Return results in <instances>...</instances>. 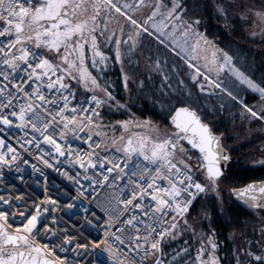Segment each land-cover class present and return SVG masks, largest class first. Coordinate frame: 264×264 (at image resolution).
<instances>
[{
    "label": "snow or ice",
    "instance_id": "obj_1",
    "mask_svg": "<svg viewBox=\"0 0 264 264\" xmlns=\"http://www.w3.org/2000/svg\"><path fill=\"white\" fill-rule=\"evenodd\" d=\"M239 6L246 8L243 4ZM145 7H148L146 0H131L119 6L113 0H0V167L11 166L20 158L17 149L9 142L10 135L16 138V143L26 153L30 148L40 151L38 159L48 167H53L49 159L63 157L68 165L83 169L82 177L67 169L62 173L77 186L75 201H81L84 196L82 179L93 190L103 186L113 189L108 203L114 201L119 210L115 219L109 217L105 221L104 240L97 243L89 242L84 236L91 229L99 230V224L93 223L98 218L95 212L83 206L82 201L79 207L82 208L83 223L77 221L73 224L75 234H70L53 217L52 209L59 205L51 196L44 199L29 196L27 200L22 195L0 196V264H70L67 255L61 258L56 252L71 250L75 256H80L81 250L87 253L89 248L96 250L102 245L103 251L113 259V264H180V261L183 264H222L218 255L221 244L213 224L214 217L229 227L232 224L229 219L231 209L219 196L222 191L219 182L228 178L230 156L222 147L220 138L202 122L196 111L188 107L176 110L172 123L177 131L164 139L139 135L125 138L123 134L117 137V128L127 132L133 123L136 127L144 125L131 120L117 121L114 125L104 122L102 114L106 107L111 109L115 105L116 109H128L126 104L116 100L110 90L115 88V84L104 79L111 58L100 51L98 37L106 44L115 45L114 59L120 66L125 90L130 77L124 72V61L127 58L129 63L132 62L131 57L143 34L153 36L165 47L171 45V51L182 56L187 68L194 73L190 75V80L200 92L205 91V83L200 82L202 77L207 85L237 100L231 91L222 87L219 79H211L207 73L214 70L217 75L225 71L231 74L239 85L262 102L256 108L243 100L238 101L244 112L255 121H264V77L257 82L236 67L227 52L215 48L199 32H194L192 25H198V20L181 32L183 43L177 40L175 24L171 32L167 31L168 21L181 19L177 14L181 5L176 0H172L171 8L163 0H157L151 5L150 14L138 21L134 18L135 13ZM228 7H237V4L233 0ZM102 9H107L109 13L114 10L125 17L134 31L124 33L120 28L118 36L115 29L109 32L107 21L102 27L98 25L97 21L103 19ZM217 11L225 17L228 15L223 5L218 6ZM247 11L259 21L262 26L260 34L264 35V10ZM158 17L161 18L159 21ZM240 18H245L243 13ZM190 33L198 38L191 45L188 44ZM201 41L206 46L203 49ZM122 44L126 46L124 53L121 51ZM208 47L213 49L211 59L204 56L207 65L202 71L196 63L197 54L198 51L206 52ZM152 68L162 71L161 61L154 60ZM172 70L176 71L175 68ZM169 79L166 74L162 76V88L171 87L166 83ZM139 86L144 87L143 80ZM77 90H80V95ZM105 129H111L112 136L109 137ZM75 141L85 145L87 151L81 147L74 148ZM181 141H187L191 149L199 151L198 165L188 162L191 157L176 161L178 153L186 157L190 151L183 147ZM45 145L49 146L47 152L43 151ZM110 148L123 153L126 159L118 162L115 155L109 156ZM99 150L106 154L102 157ZM134 155L142 156L155 167L134 166L125 171ZM56 162L62 163L59 160ZM256 164L264 167V159L256 161ZM209 190L216 192V204L212 209L213 215L205 209L199 213L207 223L205 231L195 218L193 224H189L188 216L200 194ZM232 193L256 214L264 212V181L233 188ZM65 194L70 196V193ZM64 207L75 209L78 205L73 202ZM124 213L131 214L121 219ZM10 220L12 224L19 221V226L13 228ZM261 223L264 224V221ZM114 226L116 232L108 230ZM185 233L196 238L195 243L199 247L195 249V254L192 255L189 247H183L170 259L167 258L164 250L167 242L175 241ZM259 236V240H246L243 248L234 249V264H264V227L259 229ZM36 237L49 243H40ZM115 242L126 251L114 247ZM96 257L99 264H108L100 259V252H96ZM71 264L82 262L74 257ZM88 264L92 262L88 261Z\"/></svg>",
    "mask_w": 264,
    "mask_h": 264
},
{
    "label": "trees",
    "instance_id": "obj_2",
    "mask_svg": "<svg viewBox=\"0 0 264 264\" xmlns=\"http://www.w3.org/2000/svg\"><path fill=\"white\" fill-rule=\"evenodd\" d=\"M151 7L157 0H146ZM181 5L177 12L183 9V0H176ZM201 0L188 1L187 9H197L201 7ZM264 2V0H263ZM163 3L171 8L172 0H163ZM249 3L260 8L264 7L259 0H249ZM152 10V8H150ZM150 12V11H149ZM103 19L98 20L97 24L101 27L107 21L109 32L113 29L117 31L123 27L124 33H129L133 28L127 23H121L119 17L121 15L114 10L111 13L107 9L101 10ZM161 18L158 17L157 20ZM170 22V21H169ZM237 24L241 25V21L237 20ZM250 24V23H249ZM238 25V26H239ZM244 30V29H243ZM245 31V30H244ZM243 34L241 40L246 41L248 46H238L228 40H222V50L227 52L233 58V63L250 75L253 79L260 82L264 77V41L248 38L246 33ZM240 32V31H239ZM126 39V35L124 37ZM100 51L111 59L109 67L105 70L104 79L115 84L113 95L121 104L127 105V111L124 109H116L115 105L111 109L105 108L103 115L106 124H115L117 121L131 120L140 123L141 121L151 122L159 127V135L163 137L172 133L169 125V117L173 110L180 105H191L205 115L206 103L209 98L199 91V88L190 80V71L186 66L182 57H178L172 51H169L164 45L153 37L143 34L140 37L139 48L131 57V63L125 58L124 72L130 77L128 89L125 90L122 84L120 66L114 59V44H106L103 39L99 38ZM122 53L126 52V46L121 45ZM88 50L86 49V53ZM159 59L161 61L162 71L157 72L152 68L153 61ZM167 61V63H165ZM175 68L176 71L172 69ZM91 71V65L89 64ZM170 77L167 84L171 87L162 88V76ZM93 75H96L93 72ZM150 77V79H149ZM144 81V87L139 86L140 81ZM180 81H183L181 84ZM187 85L188 90H186ZM242 88V87H241ZM80 95V90H77ZM190 93V94H189ZM249 98V97H248ZM231 107L228 112L235 110ZM207 120L213 126L212 129L224 136L226 146L233 152L239 160L229 164L227 168V179H222V186L219 196L227 207L231 209L229 219L232 221L231 226H227L224 222L214 217L213 227L217 230L218 240L221 244V251L218 254L221 257L222 264H234V249H241L245 245V241L259 240L258 222L260 216L253 210L249 209L245 204L234 199L232 192L233 187H242L249 183L264 179V167L256 164V161L264 159V134H254L247 136V131L242 127H226L223 123L217 124L215 113L207 112ZM136 125L133 123L131 126ZM109 137L113 132L111 129H105ZM125 132L122 128H117L115 135ZM216 192L209 190L194 204V208L190 210L188 216L189 224H193V218L199 221L201 227L207 231V223L200 217L201 209H205L210 215H213V206L216 204ZM199 231V229H198ZM193 236L185 233L181 238L175 241H168L164 250L168 254L167 258L183 247L192 249V255L195 249L199 247L195 243ZM187 241V243H185ZM227 257V259H224ZM183 264V261H180Z\"/></svg>",
    "mask_w": 264,
    "mask_h": 264
},
{
    "label": "built area",
    "instance_id": "obj_3",
    "mask_svg": "<svg viewBox=\"0 0 264 264\" xmlns=\"http://www.w3.org/2000/svg\"><path fill=\"white\" fill-rule=\"evenodd\" d=\"M17 135H22V133H18ZM9 142L12 143V146L15 147L19 153V159L14 161L11 166H3L0 167V196H4L6 198L12 196H24L25 199L29 196H34L39 199H44L46 196H51L52 199L57 200L58 208L52 209L53 217L58 219L59 226H66L69 230L70 234H75L72 226L79 221V224L83 223L81 219L83 212L82 208L79 207L81 201L83 202L84 207H88L91 211L95 212L98 220L93 221L94 224H99V230L91 229L88 232L84 233V236L87 237L89 242L96 241L99 243L104 240L103 230L105 221L112 217L115 219L119 215V210L116 208L115 202L113 201L111 204L108 202L111 200V194L113 189L103 186V187H95L89 188L88 182L83 181L81 179V183L84 185V196L81 197V201H75L74 198L78 194V189L76 185H73L72 182L62 173L67 169L72 172V174H79L80 177L83 176V171L78 170L76 167L68 165L63 157H56L55 159H49V157L45 156V159H49V163L53 164V167L46 166L42 160L38 159L41 155V152L30 148L26 153L23 149L19 147L16 143V138L11 137L9 135ZM47 145L44 146L43 151H48ZM73 147H81L84 151H87V147L85 145H80L79 141L73 142ZM106 153L100 152V155L103 157ZM109 156L115 155L117 161H124L125 156L119 154L116 151H109L107 153ZM55 156V154L53 153ZM11 154H9V157ZM59 160L62 163H57ZM129 167L125 169V171L131 170L134 166H138L139 168H144L145 166L149 168H154L155 166L150 164L148 161H145L143 158L139 156H133L131 161L128 162ZM35 165V168H33ZM123 167V164H121ZM39 169L40 171H37ZM59 169V171H57ZM90 170V174H91ZM96 171H99L97 169ZM166 185V182H162ZM123 186V182H121V187ZM65 193H70L66 195ZM91 193V194H89ZM71 197V198H70ZM130 198V197H126ZM77 203L78 207L75 209H66L64 206L68 203ZM28 203H31V200H28ZM110 208L111 211H105V209ZM75 213V215H73ZM131 213H124L120 218L123 219L130 215ZM69 218V219H68ZM91 219V217L89 216ZM69 221L66 223V220ZM170 219V217H169ZM12 224L11 220L9 221ZM77 224V227H79ZM19 226V221L16 224H12V227L15 228ZM111 232H116L117 228L114 226L108 229ZM119 235V233H117ZM123 239V237H121ZM36 239H42L40 237H36ZM44 243V242H43ZM49 243V241L45 242ZM51 246V245H50ZM103 246V245H102ZM71 247V246H69ZM114 247L121 249L122 252L126 251L123 246H121L118 242L114 243ZM98 252V249L93 250L89 248L88 252L85 253L81 250L80 256H75V254L69 250L67 253H61L59 251L56 252L57 256L63 258L67 255L68 260L71 264L73 258L77 261H81L82 264H86L85 257L88 255H95ZM129 256H131L129 254ZM107 259V255L101 253L100 259Z\"/></svg>",
    "mask_w": 264,
    "mask_h": 264
},
{
    "label": "flooded vegetation",
    "instance_id": "obj_4",
    "mask_svg": "<svg viewBox=\"0 0 264 264\" xmlns=\"http://www.w3.org/2000/svg\"><path fill=\"white\" fill-rule=\"evenodd\" d=\"M188 1L189 0H183L184 7L178 12V15H180L181 17V19L179 20L181 30L178 33V38H180L181 43H183L181 32L187 27V25L192 24L193 21L198 20L199 24H193L192 30L194 32H199L205 39L210 41L211 45L215 48L222 49V40H228L238 46H248V43L246 41L243 42V40H241V37L243 35L241 32L244 31L243 29L245 26L242 23L243 19L240 18V14L244 12L245 9L240 7V4L235 2L236 0H234V2L237 4V7H228V5L233 2V0H201V7L192 10L187 9L186 4H188ZM221 5L225 6L228 10V15L226 17L221 15L217 11L218 6ZM237 20L241 21L242 24H237ZM132 31H134V28L129 32ZM247 37L249 38L248 35ZM196 39L198 38L190 33L188 37V44L191 45ZM137 47L139 48V44ZM200 47L202 49L206 47L203 44V41H201ZM212 50V47H208L206 52L198 51V60L196 61V63L203 69H205V66L207 65V61L204 59V56H207L210 60ZM209 73L213 76H222V74L225 72L219 73L217 75V73L213 70ZM242 111H244L242 107L236 108V110L233 111L229 116L222 118L217 117L219 119L217 122L223 123L226 127L245 128L250 124L253 125L254 123L248 121L249 117H245L248 115L246 113H243ZM221 112L223 113V110H221ZM223 141L226 142L225 139ZM262 221H264V212L261 213V222ZM262 227H264V224Z\"/></svg>",
    "mask_w": 264,
    "mask_h": 264
},
{
    "label": "rangeland",
    "instance_id": "obj_5",
    "mask_svg": "<svg viewBox=\"0 0 264 264\" xmlns=\"http://www.w3.org/2000/svg\"><path fill=\"white\" fill-rule=\"evenodd\" d=\"M259 1L261 2V4H264L263 0H259ZM126 2H131V0H114V3H116L118 6L119 5H123ZM235 2L239 3L240 5L243 4V5L246 6V8H244L245 9V11H244L245 13L242 12L244 14V16H245V18L242 20V23L245 26L244 27L245 33L249 36V38H253V39L264 41V35L260 34V28L262 26L259 24V21H256L255 17L250 15L248 13V11H247V10H251L252 12L262 11V10H264V7L260 8V7L256 6V5H253V4L249 3V0H236ZM146 3L149 5V2H146ZM150 8L151 7L148 6V7L140 9L139 11H137L135 13V17L134 18H136L138 21L144 20L146 18V16L148 14H150V12H151ZM119 19H120L121 23H124V22L128 23L126 18H124L123 16L119 17ZM167 23H168L167 31L171 32L172 31V26L174 24L176 25V33H175V35L181 30V26L179 25V21L171 20L170 22L168 21ZM149 27H150V25H149ZM121 28H123V27L121 26ZM150 30H151V28H150ZM253 32H256L257 35H255V36L251 35ZM166 42H167V39H166ZM166 48L170 51L171 50V45H169V47H166ZM190 74H192L191 70H190ZM227 74H229V73L227 71H225V74L223 76H226ZM231 76L232 75L227 76L225 79H223V82H221V83L222 84L223 83L226 84L225 87L227 86L231 90H239V89L235 88V85H237L239 83L236 81V79L234 77H231ZM204 83H205V91L204 92H206V91L209 92V91H213L214 90L217 93H219V95L216 93L215 98H209V100L207 102L208 105H217L218 103L221 102L222 99L225 100L226 97H224V96L227 95L226 93L221 92L219 89H215L212 86H209V85L206 86L207 83L206 82H204ZM184 88H186V90H188L187 85H185ZM261 103L262 102L260 100H258V101L252 102L251 105H249V106L250 107L255 106L256 108H259L261 106ZM145 122H148V121H141L140 124H145ZM146 125L148 126L147 129H145V130H142V129L132 130V131L128 132L126 134V136L127 137H129V136L135 137V136L139 135V136H143V137H152L153 139H156V140L164 139L166 137L165 136V137L162 138V136L159 135V132H158L159 131V127L157 125H155V124H153L151 122H148ZM246 126H247V123H246ZM248 127H249V130L247 132L248 133L247 136H251V135L256 134L257 132L259 133V131H263L264 130V123L261 122V123H258L257 125H253V126H251V124H250ZM127 137H125V138H127ZM148 147L150 148L151 145L149 144ZM188 157H191V160L188 161V162L191 163L192 165H196V164H198V162H200L199 161V157L196 158L195 155H191V156H188ZM188 157H186V158H188ZM222 185L223 184L221 183V186Z\"/></svg>",
    "mask_w": 264,
    "mask_h": 264
},
{
    "label": "bare ground",
    "instance_id": "obj_6",
    "mask_svg": "<svg viewBox=\"0 0 264 264\" xmlns=\"http://www.w3.org/2000/svg\"><path fill=\"white\" fill-rule=\"evenodd\" d=\"M249 95L250 94H248V93H243L240 96L243 97V98H245V99H247L249 97ZM185 149H190V151L187 153V156L186 157L191 156V155H195L196 158H197V157L200 156L199 151H197V149H191V146L190 145L189 146H186ZM230 158H231L230 163H233L234 161L239 160L238 157H236V155L233 152L230 154ZM68 219H65L66 220V223L69 221ZM61 228H63V227H61ZM64 228H67V227L64 226ZM38 241L40 243H43V242L45 243L48 240H46V239H38ZM98 252L106 254L107 255V259L104 258L103 260H106L108 262V264H113V259L111 257H109V255H108L107 252H104L103 251V246H101V248L98 249ZM85 260H86V264H88V261H91L92 264H99V261H98V259H97V257L95 255H88L87 257H85Z\"/></svg>",
    "mask_w": 264,
    "mask_h": 264
},
{
    "label": "water",
    "instance_id": "obj_7",
    "mask_svg": "<svg viewBox=\"0 0 264 264\" xmlns=\"http://www.w3.org/2000/svg\"><path fill=\"white\" fill-rule=\"evenodd\" d=\"M180 107H183V106H180ZM180 107H178V108H180ZM184 107H188V106H184ZM177 108V109H178ZM188 108H190V107H188ZM177 109H175V111H173V114L170 116V118H169V122H170V124H171V126L172 127H174L175 129H176V127H175V125L172 123V117L173 116H175L176 115V110ZM190 109H192V108H190ZM192 110H194V111H196L195 109H192ZM197 112V111H196ZM198 113V112H197ZM199 115V114H198ZM202 120V119H201ZM202 122L203 123H205V124H207L209 127H210V129H211V126H210V124L208 123V122H206V121H204V120H202ZM175 131H177V129L175 130ZM211 131H212V133L214 134V135H216L214 132H213V130L211 129ZM216 136H218L219 138H221V136H219V135H216ZM221 140V145H222V147L224 148V150L227 152V154L230 156V152L223 146V143H222V139H220ZM186 142V144H189L187 141H184V143ZM190 145V144H189ZM198 151V150H197ZM235 198H237L236 196H235ZM238 199V198H237ZM239 200V199H238ZM241 201V200H240Z\"/></svg>",
    "mask_w": 264,
    "mask_h": 264
}]
</instances>
